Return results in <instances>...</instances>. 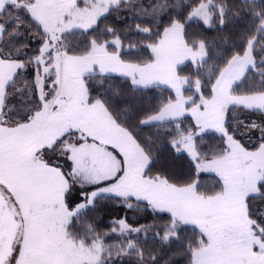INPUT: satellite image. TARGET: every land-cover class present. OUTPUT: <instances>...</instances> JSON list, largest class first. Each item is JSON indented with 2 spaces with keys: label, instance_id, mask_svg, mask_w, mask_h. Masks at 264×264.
<instances>
[{
  "label": "snow or ice",
  "instance_id": "1",
  "mask_svg": "<svg viewBox=\"0 0 264 264\" xmlns=\"http://www.w3.org/2000/svg\"><path fill=\"white\" fill-rule=\"evenodd\" d=\"M132 6V0H0V264H123L132 256L136 264H157V254L132 236L151 228L123 218L100 232L88 220L106 200L166 216L154 235L162 245L180 244L187 264H264V0L232 7L192 0L187 17L170 18L162 31L137 23L147 42L125 50L124 34L99 23ZM168 7L152 5L153 22ZM230 17L249 19L252 33L222 64L205 68L210 46L189 37L186 25L223 27ZM25 23L39 40L30 54L22 52L28 44H14ZM77 32L91 38L74 44L69 37ZM136 49L149 55L137 57ZM186 61L195 71L181 75ZM29 67L32 78L17 87ZM250 73L258 83L237 93ZM113 74L133 94L165 86L173 95L150 108H120L113 97L124 88L110 84ZM233 109L258 113L262 122L237 119L229 128ZM145 126L167 129L168 147L189 159L187 174L157 168L154 143L140 135ZM253 129L261 135L249 147L237 133ZM208 130L221 145L205 152L198 138ZM203 173L215 181L202 182ZM113 237L119 242L108 243Z\"/></svg>",
  "mask_w": 264,
  "mask_h": 264
},
{
  "label": "trees",
  "instance_id": "2",
  "mask_svg": "<svg viewBox=\"0 0 264 264\" xmlns=\"http://www.w3.org/2000/svg\"><path fill=\"white\" fill-rule=\"evenodd\" d=\"M166 2L169 7L166 11L160 12L155 17L153 22V16L151 15V6L157 3ZM229 7L238 5L240 0H226ZM192 3V0H132V7L120 8L119 10L111 12L107 18H104L99 23V28L113 27L118 32L124 34L125 50L129 44L143 45L147 42L145 34H138L135 31V25L140 23L142 27H152L155 31L156 26L160 27L162 31L163 26H166L170 18H184L187 17V6ZM147 9V13L144 11ZM0 22H4L0 20ZM9 32L13 30V25L8 24ZM189 37L203 38L208 43L209 57L208 63L205 68L214 64H222L223 58L230 55L231 52L239 50L242 44V37L250 35L252 33L251 22L247 18L230 17L228 23L220 27L219 24H215L211 28H206L199 20H193L186 25ZM86 37L79 32L75 37H69L73 40L74 44L86 42ZM111 39V37H108ZM7 39V37H5ZM16 44L20 47L23 42V36L17 37ZM28 41V40H27ZM25 48H22L24 50ZM28 49V48H27ZM27 49L24 52H27ZM260 51L259 45L256 48V54L258 56ZM137 57L147 58L149 53L140 49L134 50ZM22 58V56L20 57ZM125 58H128L127 56ZM195 71V66L191 62H186L180 66L181 75H189ZM259 81V77L253 78L252 74H249L248 79L238 82L236 86L237 93H242ZM110 84L116 88H124V95L122 97H113L114 102H118L120 108L129 106L132 109L137 108H150L153 105L159 103L160 99L173 95V92L165 87L158 89H151L143 93H131L126 85V82L118 75L113 74V79ZM207 93V89H205ZM186 94H191L186 93ZM133 97H136L133 99ZM134 113H130L132 115ZM229 128L235 127L237 118H233L230 115V111L226 117ZM241 120V119H239ZM186 124L191 123V118H187ZM167 129H161L154 126H145L140 130V135L143 138L150 139L155 147L153 153L159 158L157 168L161 166L168 169V173H175L177 177L181 174H187L189 169V159L186 154H177L173 149L168 147V138L164 135ZM160 132L161 135L157 136L156 133ZM241 142L244 141L242 137L238 136ZM198 143L201 149L205 152H209L213 149H217L221 145V138L215 131H207L202 134V139L198 138ZM247 146V145H246ZM250 147V145H249ZM155 171V169H154ZM215 177L210 173H203L201 175V181L211 185L215 181ZM126 218L127 223L134 228H151L147 233L141 232L139 234L133 233L132 236L138 239V242L148 251L155 252L158 256L157 264H187L186 258L182 254L180 244L162 245L161 241L155 237V232L159 230V226L166 222V216H160L153 214L151 209L141 204L138 209L129 210L125 207L118 206L116 201L106 200L101 201L97 207V211L90 212L88 220L93 222L97 226V230L100 232H109L110 225L113 220H119ZM188 237L191 236V230L186 233ZM108 243H118L119 241L113 237L107 241ZM184 241L182 240V243ZM123 264H136L135 256L126 258Z\"/></svg>",
  "mask_w": 264,
  "mask_h": 264
},
{
  "label": "rangeland",
  "instance_id": "3",
  "mask_svg": "<svg viewBox=\"0 0 264 264\" xmlns=\"http://www.w3.org/2000/svg\"><path fill=\"white\" fill-rule=\"evenodd\" d=\"M5 19H8L7 17ZM21 19H24L23 16H21ZM20 32L22 33V35H20L19 37L23 36V42L25 44H28L29 47L28 49L25 48L24 50L27 49V53H31L32 51H34L39 44V40L38 38L34 37L31 35V33L28 31V27H27V23L23 24L20 28ZM28 40V41H27ZM17 41H14V44L18 47V45L16 44ZM24 50H22V52H24ZM26 52V51H25ZM25 57L22 56L21 59H24ZM117 75V74H115ZM33 76V70L31 67H29L27 70H23L20 72V76L17 79V87H22L24 85L25 80H30ZM12 103H17L16 100H12ZM243 118L245 119V122H248L249 120H255L257 123H261V117L258 113H249V112H245L243 113ZM244 132V129H241V133ZM241 133H238L239 137H242L244 139V141L242 143H245L247 146L250 145V147L257 143L258 137H260L261 133L258 129H253L250 132H248L246 135H241Z\"/></svg>",
  "mask_w": 264,
  "mask_h": 264
},
{
  "label": "crops",
  "instance_id": "4",
  "mask_svg": "<svg viewBox=\"0 0 264 264\" xmlns=\"http://www.w3.org/2000/svg\"><path fill=\"white\" fill-rule=\"evenodd\" d=\"M186 62H188V61H186ZM185 62V63H186ZM118 75V74H117ZM162 87H165V86H162ZM166 88V87H165ZM246 111H244V110H241V109H233V110H231L230 111V115H231V117H233V118H237V119H241V120H245L244 118H243V113H245ZM208 131H214V130H208Z\"/></svg>",
  "mask_w": 264,
  "mask_h": 264
}]
</instances>
